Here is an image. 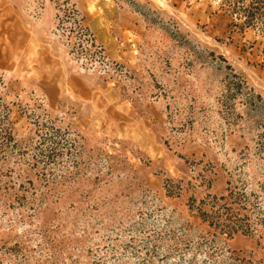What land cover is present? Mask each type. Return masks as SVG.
<instances>
[{
  "label": "rangeland",
  "instance_id": "rangeland-1",
  "mask_svg": "<svg viewBox=\"0 0 264 264\" xmlns=\"http://www.w3.org/2000/svg\"><path fill=\"white\" fill-rule=\"evenodd\" d=\"M17 5L0 264H264V0ZM69 73L99 86L87 126L40 88Z\"/></svg>",
  "mask_w": 264,
  "mask_h": 264
},
{
  "label": "crops",
  "instance_id": "crops-1",
  "mask_svg": "<svg viewBox=\"0 0 264 264\" xmlns=\"http://www.w3.org/2000/svg\"><path fill=\"white\" fill-rule=\"evenodd\" d=\"M19 6L21 5H17V0H0V20L2 19L8 25V36L12 45L15 44L16 37L15 27L13 26L16 13L24 12L25 8L28 9L29 7L31 9L33 7V5ZM33 25L35 24L33 23ZM47 47V44L42 47L43 59L49 62L50 69L57 71L62 68V64L55 58L49 60L48 56H46ZM40 88L49 99L51 108L65 111V113L59 111L65 115L72 112L73 119L79 127L89 124V118L91 115L93 116L98 103L102 101V96L101 98L99 97V86L90 85L85 78L76 74L69 73L66 77V82L62 86H60L57 78H43L40 81ZM65 106L67 107L64 108Z\"/></svg>",
  "mask_w": 264,
  "mask_h": 264
}]
</instances>
